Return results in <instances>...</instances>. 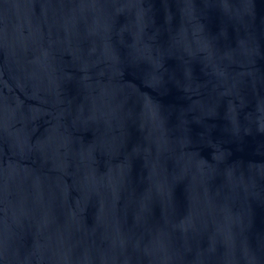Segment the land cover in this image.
<instances>
[{"label":"water","instance_id":"1","mask_svg":"<svg viewBox=\"0 0 264 264\" xmlns=\"http://www.w3.org/2000/svg\"><path fill=\"white\" fill-rule=\"evenodd\" d=\"M0 264H264V0H0Z\"/></svg>","mask_w":264,"mask_h":264}]
</instances>
